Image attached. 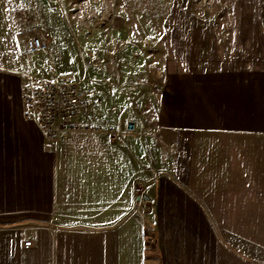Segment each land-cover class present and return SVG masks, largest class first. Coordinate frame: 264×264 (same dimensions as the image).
Here are the masks:
<instances>
[{
  "label": "crops",
  "instance_id": "1",
  "mask_svg": "<svg viewBox=\"0 0 264 264\" xmlns=\"http://www.w3.org/2000/svg\"><path fill=\"white\" fill-rule=\"evenodd\" d=\"M261 2L258 18L190 25L156 72L116 68L89 94L101 130L51 142L20 88L62 73L58 8L0 0V264H264ZM32 36L48 49L29 53ZM129 118L137 133L110 141Z\"/></svg>",
  "mask_w": 264,
  "mask_h": 264
},
{
  "label": "rangeland",
  "instance_id": "2",
  "mask_svg": "<svg viewBox=\"0 0 264 264\" xmlns=\"http://www.w3.org/2000/svg\"><path fill=\"white\" fill-rule=\"evenodd\" d=\"M51 1L58 8L61 24L58 32L48 34L54 67L77 78L81 89L89 94L103 83H118L116 68H132L141 73L163 68L165 61L170 60L169 54L178 51L180 35L183 30L188 33L190 25L199 24L194 29L203 31L210 30L215 21L258 18L262 3L261 0ZM97 97L95 92L92 98Z\"/></svg>",
  "mask_w": 264,
  "mask_h": 264
},
{
  "label": "built area",
  "instance_id": "3",
  "mask_svg": "<svg viewBox=\"0 0 264 264\" xmlns=\"http://www.w3.org/2000/svg\"><path fill=\"white\" fill-rule=\"evenodd\" d=\"M26 48L31 54L46 51L47 39L45 36L29 37L26 39ZM20 90L24 115L35 120L48 141L57 142L61 136L72 132L101 130L91 111L89 93L83 91L79 80L69 74L57 73L53 68H48L44 77L29 78ZM81 119L85 121L81 122ZM136 133V122L129 118L123 122L120 130H109L108 137L110 141H115L121 135ZM134 193L139 196V188L135 187ZM30 245V240L23 242L24 247Z\"/></svg>",
  "mask_w": 264,
  "mask_h": 264
}]
</instances>
